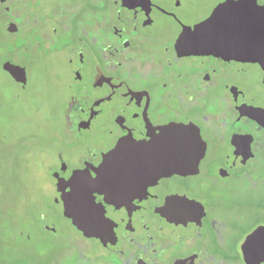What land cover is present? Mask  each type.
Instances as JSON below:
<instances>
[{
    "label": "flooded vegetation",
    "instance_id": "af4514ba",
    "mask_svg": "<svg viewBox=\"0 0 264 264\" xmlns=\"http://www.w3.org/2000/svg\"><path fill=\"white\" fill-rule=\"evenodd\" d=\"M236 1L0 0L23 57L0 68L59 117L36 205L56 210L37 216L54 252L35 264H264L246 258L264 227V61L234 54Z\"/></svg>",
    "mask_w": 264,
    "mask_h": 264
},
{
    "label": "rangeland",
    "instance_id": "374dc122",
    "mask_svg": "<svg viewBox=\"0 0 264 264\" xmlns=\"http://www.w3.org/2000/svg\"><path fill=\"white\" fill-rule=\"evenodd\" d=\"M5 16L0 5V61L3 57L21 59L18 50L12 52ZM40 92L44 93L43 87ZM44 102L42 97L38 108L34 96L20 93L0 68V264H35L54 252L37 216L40 211L56 210L36 209L37 192L49 183L40 160L52 157L55 143L49 136L59 121L58 113L45 108Z\"/></svg>",
    "mask_w": 264,
    "mask_h": 264
},
{
    "label": "water",
    "instance_id": "95a60500",
    "mask_svg": "<svg viewBox=\"0 0 264 264\" xmlns=\"http://www.w3.org/2000/svg\"><path fill=\"white\" fill-rule=\"evenodd\" d=\"M231 14H228V25L233 26V38L230 42L233 44L235 56L245 58L250 61L262 63L264 61V6H259L255 0H237L233 3L230 9ZM219 9L214 17L219 16ZM9 72L19 80L16 74L17 67L5 64ZM111 153H123L120 148L113 150ZM73 210L65 206V216L71 218L74 223L76 219ZM264 232V227L255 230L247 239L248 251L246 258L249 260H262L264 258V243H257L255 240Z\"/></svg>",
    "mask_w": 264,
    "mask_h": 264
}]
</instances>
